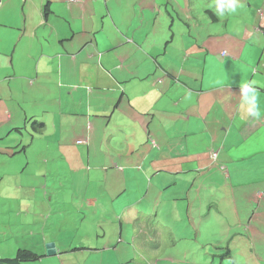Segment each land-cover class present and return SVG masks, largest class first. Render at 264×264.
Returning <instances> with one entry per match:
<instances>
[{"label": "crops", "instance_id": "0c3cea01", "mask_svg": "<svg viewBox=\"0 0 264 264\" xmlns=\"http://www.w3.org/2000/svg\"><path fill=\"white\" fill-rule=\"evenodd\" d=\"M204 1H1L0 86L18 88L12 85L23 79L15 76L16 60L28 62L37 55L24 69L35 72L27 86L35 87L39 70L46 72L47 89L31 98L46 101L58 128L37 138L25 131L29 139L24 141L22 125L16 122L17 117L26 120L17 108L24 101L22 90L17 89L20 96L13 104L0 108V130L1 122L7 121L8 134L21 135L13 137L8 150H0V183L5 180L7 190L0 192V259L16 255L15 243L43 255L51 242L59 253L25 264H79L82 260L144 264L154 255L143 251L137 255V237L145 246L146 240L154 241L155 230L168 231L162 204L188 214V206L203 207L206 190L218 193L229 183L219 172L221 165L230 173L233 190L237 164L246 171L253 158L251 154L241 158L246 141L257 149L264 144V35L258 26L251 35H238L232 29V33L227 29L215 33V16L206 10H214L213 4L220 0ZM46 5L49 8L44 10ZM204 12L208 31L202 23ZM248 46L260 52L259 59L253 58ZM119 84L123 97L118 92L106 95L109 88L117 91ZM88 85L94 87L87 89ZM3 99L0 91V103ZM113 108L111 124L105 123ZM252 109L260 115H252ZM57 118H67V127H60ZM87 137L90 146H76V140ZM135 141L140 148L134 147ZM18 143L26 148L15 154ZM212 150L219 152L216 164L209 158ZM23 161L38 164L43 173L25 174L20 170ZM86 165L91 169H85ZM93 171L97 178H92ZM31 175L44 177L39 189L32 182L21 192L17 181ZM246 180L233 193L242 215L252 213L255 200L257 205L264 201V191L259 197L252 192L256 187H262V192L264 183L252 185ZM145 188L154 195L155 205L133 195ZM30 190L40 197L36 200ZM116 192L127 200H114ZM173 194V199H166ZM110 200L113 207L108 211L104 202ZM141 203H145L142 208ZM99 209L102 215L94 216ZM90 219L96 223L91 232ZM44 220L60 222L58 232L46 231ZM107 227L113 230V241L105 232ZM129 230L135 235L129 236ZM261 230L264 213L256 210L248 235L260 246L264 242ZM95 242L100 247L90 246ZM125 252L129 254L123 257Z\"/></svg>", "mask_w": 264, "mask_h": 264}, {"label": "rangeland", "instance_id": "374dc122", "mask_svg": "<svg viewBox=\"0 0 264 264\" xmlns=\"http://www.w3.org/2000/svg\"><path fill=\"white\" fill-rule=\"evenodd\" d=\"M223 1V9L228 12L226 16L221 15V11L219 10V6L214 9V12L217 14L218 18H220V23H217L214 32L217 33L221 29L223 31L225 29L228 30L227 33L231 29L233 32H237L238 35H241L242 33L251 35V32H255L254 30L256 27H262L264 28V0H222ZM245 1H250V5L246 4ZM203 0V4H204ZM235 2L236 5L234 4ZM240 5V6H239ZM216 6V4H213V7ZM203 9V6L201 7V10ZM204 16L202 18V23H204V29L208 31L209 29V22H208V14L204 12ZM229 21V24L222 25L221 23L225 22V20ZM226 26V27H225ZM181 27V26H180ZM243 34V35H244ZM262 36V35H261ZM263 37V36H262ZM264 38V37H263ZM257 49L261 48L258 46ZM248 49L252 50L253 58L256 57L259 59L260 52H257L255 48H251L248 46ZM261 51V50H258ZM248 53L245 52L244 56H247ZM37 55H32V58L28 62H21L18 63L16 60V68H15V76L18 78H23L21 81L18 80L15 83H12V85L18 86V88H7L10 87L9 84H7V87L0 86V91L4 93V99L3 102L0 103V108H2L5 105L10 106L13 104L16 97L20 96V92L17 90H22L24 94V101L20 102L19 105L21 107L20 112L23 113V111L26 113V115H32L37 114L40 111H42L45 108L46 101L43 99H33L32 94L42 92L44 89H47V81H48V75H46V72L43 70H39L38 77L36 79V85L35 87L29 88L27 85L30 83L27 82V79L30 77H35V72H31L28 68L24 70L27 66L31 65ZM264 56V50H262L261 59H263ZM255 61V60H254ZM82 82V81H81ZM84 85V82H82ZM77 81V87H79ZM79 102L77 101L76 107L78 106ZM1 110L0 109V119H1ZM11 113V110H10ZM24 114V113H23ZM7 116V114H6ZM56 120V119H55ZM58 122L62 124L63 126L67 127L68 119L67 118H57ZM72 120V119H70ZM16 122L18 124L22 125V138L25 137L26 139L24 141L28 140V135L25 134V130L29 129L30 122L25 120L24 117H17ZM3 124L2 129L0 130V150H8L9 146L13 144V137L15 136H21L20 134H16L14 132L8 134V127L10 126L7 121H2ZM25 125L26 128H23ZM258 141V140H257ZM137 142H134V147L136 149L140 148V142L139 146L136 147ZM261 147L259 149L253 148L252 142L246 141L243 148L245 151V154H241V158L244 159L246 154H251L253 158H251L248 163L246 164V171H243L242 167H239L237 164V171L235 172V180L233 183V190L231 187V183H225L224 189L222 185L223 190H218V193H209L210 190H206V193L203 195V199L205 200L204 206L201 208L196 209V212H194L195 215H192L195 219L196 225H200L202 222L201 227H198L195 231L190 230L187 232V236L190 241L191 246L190 250L191 252H195V254H189L187 264H264V242H261V246L256 242L253 244V241L251 237H248V226L250 224H244L242 223L244 221L245 215L241 216L238 215L239 212H237L235 203L233 202V193L236 188L239 187V185L244 182L246 179V183L249 184L253 181L252 185H255L256 183H264V144L262 143L260 145ZM250 150H253L250 153ZM23 155H21L22 158ZM241 163L242 161H238V163ZM20 170L24 172L25 174H31L32 171H38V174H42L43 170L40 168V166L36 163H28V162H21L20 164ZM13 178L15 179L18 174L17 171L14 170ZM92 178H97L98 176L95 174V171L92 172ZM217 179V178H216ZM44 177H35L34 175H31V177H27L24 180H18L17 183L22 187L21 192L25 189L26 185L34 184V186L37 184V187L39 189V182L43 181ZM100 182V181H98ZM97 182V183H98ZM5 180L0 183V192L1 191H7L4 188ZM257 185V184H256ZM221 187V186H220ZM261 188L256 187L253 191H259ZM97 192V189H94ZM262 190V194H263ZM251 192V193H252ZM30 193L33 195H36L40 197V194L37 192H34L30 190ZM250 193V195H251ZM140 195L141 197L145 198L144 202H154L155 198L154 195L148 190V188H145L140 193L133 192V195L137 197V195ZM232 194V195H231ZM181 196V195H178ZM116 197V198H115ZM114 197V200H127L124 199L121 195L116 192ZM169 197V195H167ZM173 197V196H171ZM252 199H250L249 202H251ZM104 201V200H103ZM104 204L106 207H108V211L112 210L113 207V201H105ZM119 204V203H117ZM145 206V203H141L138 205V207L142 208ZM209 206L211 207L209 209ZM253 208L252 213L256 210L260 213H264V201L260 200L259 205L254 202L252 204ZM114 209V208H113ZM148 209L147 211H149ZM8 211V210H6ZM204 212V213H203ZM94 216H101L102 210L99 209L98 213L93 212ZM107 217H109V214H106ZM105 220H97V221H106ZM242 220V222H241ZM62 221V220H61ZM60 226V222H49L47 223L44 220V227L47 230L50 229L49 233H57L58 228ZM63 226V225H61ZM52 227H55L54 229H51ZM264 231V230H263ZM261 230V232H263ZM102 232V231H101ZM105 232L108 235V238L113 241V230L110 227H107L105 229ZM129 234V233H128ZM130 236V235H129ZM185 244V242H183ZM182 243V244H183ZM99 242H95L94 245H90L92 247H100ZM256 245L257 248L254 246ZM31 249L30 246H23L20 243H15L13 247V251L16 252L18 249ZM102 247V246H101ZM217 248H221V250H216ZM226 248L230 249L231 257L232 259L226 260L225 258H221L223 255H226L225 251ZM160 246H158L157 251H159ZM204 249V250H203ZM260 249V250H259ZM128 250H131V247H128ZM197 251V252H196ZM205 251V252H203ZM119 253H114L113 256L117 257L119 259H122V256H118ZM129 253L125 252L123 254L124 256H127ZM159 254H162V249L159 252ZM217 254L215 258H213V255ZM141 256L140 254H137ZM164 255H167L168 257L173 256L175 257V252L172 254L166 253ZM15 254L12 257L6 258V259H12L14 258ZM98 258L99 255H98ZM202 259V262L201 260ZM213 260V262H212ZM90 261L84 262L83 260L79 264H88ZM65 264H68L67 262H64ZM99 263V262H98ZM172 264V263H170Z\"/></svg>", "mask_w": 264, "mask_h": 264}, {"label": "clouds", "instance_id": "9594fccd", "mask_svg": "<svg viewBox=\"0 0 264 264\" xmlns=\"http://www.w3.org/2000/svg\"><path fill=\"white\" fill-rule=\"evenodd\" d=\"M1 1L2 0H0V4H1ZM70 1L73 2L74 0H70ZM259 30L261 31V29H259ZM261 33H262V31H261ZM222 56H229V55H227L226 52H222ZM91 87H94V86H90V85L86 86L87 89H90ZM113 92H118L117 96L123 97V94H124L123 93V87L120 84H119V89L117 91L113 90L112 88H109L106 95H108L109 93H113ZM17 107L19 109H21L19 104H18ZM114 111H115L114 108L111 109L109 114L106 116L107 119H111L110 117L114 113ZM250 111H251L252 115H255L257 117L260 115V113L258 111H255L254 109H252ZM23 113L25 114L26 120L30 122L29 129H26L25 131L31 137H36L37 138L38 136H40V135H42L44 133L55 132V130L58 128L56 126V123H54L53 118H50V108H49L47 103L45 105V108L42 111H40L39 113H37V114H32V115L29 116V115H26V113L24 111H23ZM75 116L76 115L74 113L72 118L75 119ZM34 123H42V128L40 129L39 133L33 131L32 124L34 125ZM60 127H64V126L61 124ZM23 128H26L25 125L23 126ZM20 130H22V128H20L19 131ZM29 136H28V139H29ZM89 139L90 138H88V137L86 139H78V140L75 141V144H76V146H82V145L90 146L91 141H89ZM17 147H19V150L17 152H15V154L23 152L24 149L26 148V145L24 146V145H21V144L18 143ZM13 155L14 154H11V156H13ZM209 158H210L211 164H216L218 162V159H219V152L216 151V150L210 151L209 152ZM85 169L90 170L91 167L89 165H86ZM105 169L107 170V168H105ZM118 169L119 168L116 166V170H118ZM219 172H221L223 174L222 176L225 178L226 181H229V183H231L230 173H229V171L227 170V168L224 165H221L219 167ZM261 193L262 192L257 191L255 193V196L259 197V196L263 195ZM171 196H173V197H171ZM173 198H174V194L170 195L169 197H166L167 200H170V199H173ZM175 199H181V198H175ZM257 199H259V198H257ZM162 200L163 199H161V201ZM233 202L236 203L237 201L233 200ZM255 202H257V201L255 200ZM153 205H155V203ZM161 206L165 210V212L167 214V217H168V223H167L168 231L155 230V232L152 233V235L154 236V237H152V239H156V238L165 239L167 237H171L172 236L173 238H176V239L185 238V240H187V238H189L187 236V232H189L191 230L192 233H193V231H195L198 227H201V225H202V222L200 223V225H196V223L194 221L195 218L192 216V215H195L194 212H196V210H194V208L197 209L195 207V205H194V207L188 206V209H190V213L189 214L187 213V211L184 212V213H181L179 211V209H175V208H173V207H171V206H169L167 204H162ZM210 208L211 207H209V209ZM255 212L251 213L250 215L238 214V215H241V216L245 215L244 221L242 222V220H241V222L246 224V225L250 224L248 226V229H250L253 226V217H254ZM253 229L258 230L259 227H254ZM248 237H250V236L248 235ZM251 239H253V238L251 237ZM254 243L255 242L253 241V244ZM48 244H54V243H51V242L50 243H46V245H45V254H43V255H39V254H36V253L32 252L34 255L38 256L39 258L37 260L30 261V262H32V263L41 262L42 259L45 256H52V255H56L57 253H59L57 251V249H56L55 244H54V248H53L54 253L48 254L47 250H46V246ZM254 246L257 248L256 245H254ZM93 250H95V249L93 248ZM216 250H221V248H217ZM156 251L157 250H155V247H153V249L150 250V251H148V250L146 251V252H149L150 254L154 255V257H152V259L148 262V264H151L153 260H155L154 264H170V263H172V264H187V255H185L184 257H181L179 259L175 258V261L171 260V259H168V257L160 258V260H159L158 258H156L157 257ZM216 256H217V254H214L213 258L216 257ZM172 258H174V257H172ZM221 258H223V256ZM228 259H232V257L231 256L230 257L227 256L226 260H228ZM30 262H27V263H30ZM212 262H213V260H212Z\"/></svg>", "mask_w": 264, "mask_h": 264}, {"label": "trees", "instance_id": "16d2710c", "mask_svg": "<svg viewBox=\"0 0 264 264\" xmlns=\"http://www.w3.org/2000/svg\"><path fill=\"white\" fill-rule=\"evenodd\" d=\"M236 3L237 2H235L234 4L236 5ZM223 4H224L223 1L220 0L219 2L216 3V6H214L213 8L215 9V8H217L219 6V10H223V12L221 11V15L226 16L228 14V12H226L223 9ZM247 4L250 5L249 3H247ZM47 5L45 6L44 10H47L49 8ZM206 12L209 15H211V16H215L214 19H212V23L214 25H216L217 23H220L219 18H216L217 16H216L214 10H212V8L207 9ZM221 24L227 26L229 24V21L226 19L225 22H223ZM259 29H261V31H262V33L264 35V28L259 27ZM107 121H108V119H106V121H104V122L106 123ZM110 122L108 121V124H111ZM32 128H33L34 132L39 133L40 129L42 128V123H34V125L32 124ZM109 134H111V133H109ZM9 181L11 182V185H12V179L11 178L9 179ZM35 187H37V184L35 185ZM91 223L92 224L88 225V228H89L88 231H90V232H91V230L93 231L95 229L94 225H96V223H93V221ZM128 233H129L130 236H134L135 235L132 230H129ZM137 240H138L137 247L139 249L140 255H142L141 251H143V253H146L147 250L150 251V250L153 249V247H155V250H157L158 246H160L159 251H156V255H157L156 258H158L159 260H160V258L168 257L167 255H164V254H166V253L172 254L173 252H175V257H177L176 259L184 257L186 254L184 253L185 251H183V250H184V248L186 246L187 247H186L185 250L187 251V261H188V257H189L188 255L189 254H195V252H191V250H190L191 246H193V245L190 244V241H192V240L189 239V238H187V240H185V238L176 239V238H173L172 236L171 237H167L165 239L156 238V239H154V241L146 240V245L145 246L141 243V238L140 237H137ZM183 242H185V244ZM161 249H162V254L160 255L159 252L161 251ZM203 252H205V251H203ZM225 253H226V255H223V258L226 259L227 256L228 257L231 256L230 254L232 253V251L230 252V249L226 248ZM170 257H173V256H170ZM38 258L39 257L34 255L32 253V251L25 250V249H20L17 252L16 256H14V258H12V259H6V258L5 259H0V264H24V263H27V262H30V261L37 260ZM200 260L202 262V259H200ZM148 262L149 261L146 260L144 264H148ZM154 263H155V260H153L151 264H154Z\"/></svg>", "mask_w": 264, "mask_h": 264}, {"label": "water", "instance_id": "95a60500", "mask_svg": "<svg viewBox=\"0 0 264 264\" xmlns=\"http://www.w3.org/2000/svg\"><path fill=\"white\" fill-rule=\"evenodd\" d=\"M53 248H54V244H48V245L46 246L47 253H48V254H52V253H54Z\"/></svg>", "mask_w": 264, "mask_h": 264}, {"label": "bare ground", "instance_id": "6f19581e", "mask_svg": "<svg viewBox=\"0 0 264 264\" xmlns=\"http://www.w3.org/2000/svg\"><path fill=\"white\" fill-rule=\"evenodd\" d=\"M225 55V54H224Z\"/></svg>", "mask_w": 264, "mask_h": 264}]
</instances>
